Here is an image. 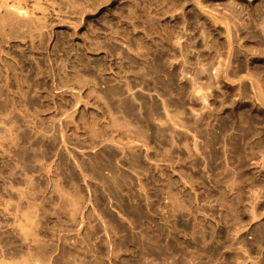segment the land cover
Returning a JSON list of instances; mask_svg holds the SVG:
<instances>
[{"label":"rangeland","instance_id":"rangeland-1","mask_svg":"<svg viewBox=\"0 0 264 264\" xmlns=\"http://www.w3.org/2000/svg\"><path fill=\"white\" fill-rule=\"evenodd\" d=\"M11 4L0 264H264V0Z\"/></svg>","mask_w":264,"mask_h":264},{"label":"bare ground","instance_id":"bare-ground-1","mask_svg":"<svg viewBox=\"0 0 264 264\" xmlns=\"http://www.w3.org/2000/svg\"><path fill=\"white\" fill-rule=\"evenodd\" d=\"M12 3H14V2H12ZM0 5H1V6L6 5L7 7H9V8H7V9H5V11H7L8 9H9L8 11H11V10H12L13 12H12V11H11V12H12V13H15V15H16V16H14L15 18L13 17L14 19H17L16 17H18V16H20V18H22V17H24V16L27 15V13H26L24 10H21L22 8L17 7V5L15 6L14 4H11V0H0ZM1 6H0V7H1ZM1 8H2V7H1ZM10 9H11V10H10ZM23 11H24V12H23ZM5 14H6V13H5ZM8 14H9V13H7V15H8ZM1 15L3 16V14H1ZM12 15H13V14H12ZM6 17H7V16H6ZM8 17H10V15H8ZM8 17H7V18H8ZM4 18H5V17H4ZM7 18H6V19H7ZM13 18H12V19H13ZM26 18H27V20H26ZM26 18H25V17H24V19L22 18V19L24 20L23 22H25V21L28 22V15H27ZM12 19L8 18L7 22H9V21L12 20ZM0 20H2V19H0ZM17 20H18V19H17ZM4 21H5V19H4ZM16 22H17V25H18V21H16V20H15V22L13 21L12 23H16ZM23 22H22V25H23ZM27 22H26V23H27ZM4 23H5V22H4ZM5 24H8V23H5ZM27 24H28V23H27ZM0 25H1V23H0ZM24 25H26V24H24Z\"/></svg>","mask_w":264,"mask_h":264}]
</instances>
